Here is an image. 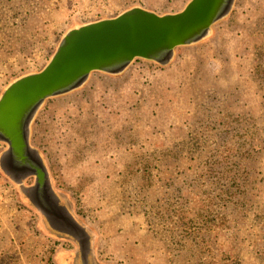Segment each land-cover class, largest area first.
<instances>
[{"label": "rangeland", "instance_id": "374dc122", "mask_svg": "<svg viewBox=\"0 0 264 264\" xmlns=\"http://www.w3.org/2000/svg\"><path fill=\"white\" fill-rule=\"evenodd\" d=\"M188 1L0 0V98L13 81L40 71L69 30L133 8L177 13ZM228 15L212 27L213 39L177 48L165 68L142 59L121 74L130 79L125 93L102 109L116 128L111 159L94 164L84 144H68L67 158L32 144L42 150L53 198V189L65 194L90 229L93 242L78 241L90 256H65L76 246L41 228V191L24 189L34 178L18 182L12 162L9 170L0 164V261L264 264V0H235ZM6 100L12 103V91L0 101V128L9 123ZM10 146L0 139L2 159ZM47 220L56 232L69 230Z\"/></svg>", "mask_w": 264, "mask_h": 264}, {"label": "water", "instance_id": "95a60500", "mask_svg": "<svg viewBox=\"0 0 264 264\" xmlns=\"http://www.w3.org/2000/svg\"><path fill=\"white\" fill-rule=\"evenodd\" d=\"M234 2L189 0L181 11L161 15L133 8L114 18L77 26L64 35L42 70L16 79L4 91L3 103L6 93L12 91V103L6 100L9 123L0 128V139L11 145L7 159L13 161L18 182L24 184L26 177L37 181L42 194L40 206L51 222H58V230L63 229L59 224L64 223V229L70 230L76 223L50 193L45 165L27 140L26 129L34 114L47 99L82 87L94 72L119 76L136 59L168 66L177 48L207 39L212 27L230 13ZM19 96H24L20 102ZM2 110L3 104L0 120Z\"/></svg>", "mask_w": 264, "mask_h": 264}, {"label": "crops", "instance_id": "0c3cea01", "mask_svg": "<svg viewBox=\"0 0 264 264\" xmlns=\"http://www.w3.org/2000/svg\"><path fill=\"white\" fill-rule=\"evenodd\" d=\"M44 66L40 69L42 70ZM124 74L116 76L95 72L90 75V78L82 87L61 96L49 98L51 100L50 105H48L49 99H47L34 114L31 124L26 129L28 139L30 140L32 135L35 138L33 141H29L30 145L33 146L34 143L41 144L44 146L42 149L45 151L61 150V155L64 157V154H67V158L69 157V149L66 148L68 144L74 147L72 150L77 149L75 146L84 144L90 155L87 158H90L92 162L94 161V164L99 157H102L103 160L111 159V153L115 151V148L110 146L115 143L114 140L111 143V134L115 135L116 128L107 126L103 121V117H106V115L110 119L111 117L108 113H102V109L103 105L111 104V99L121 96L122 92L125 93L123 87L129 85L130 79L125 78ZM52 120H56L58 124H53ZM43 121L46 126L45 129H42L41 126ZM53 126L59 129L56 135L53 133ZM95 135L98 139L88 141L90 137L95 138ZM105 135L108 136L107 140L102 138ZM105 143H108L109 146L106 147ZM78 149L84 148L81 146ZM113 161H116V154ZM80 166L84 167L85 165L80 164ZM82 173H84L83 169L75 172L77 177ZM105 179L111 180V175H106ZM95 181H98L97 178H95ZM26 243H30V240H27Z\"/></svg>", "mask_w": 264, "mask_h": 264}, {"label": "flooded vegetation", "instance_id": "af4514ba", "mask_svg": "<svg viewBox=\"0 0 264 264\" xmlns=\"http://www.w3.org/2000/svg\"><path fill=\"white\" fill-rule=\"evenodd\" d=\"M8 156V155H7ZM7 157H3V159L1 158V155H0V164L1 166H4L5 168H7L8 170L10 169V163L9 161H7L6 159ZM13 168V167H12ZM11 168V169H12ZM14 173H16L14 171ZM33 180V183L32 184H26L24 186H26L24 189H27L28 193L30 195L32 194H37L36 192H39L38 190L39 189V185L37 183V181L35 179H32ZM49 183V182H48ZM47 187H48V184H47ZM53 191V195L55 197V199L57 201H59L61 204L64 205V208L66 209V211L69 213L70 217L73 219V221L80 227V230H79V234L76 232H69V231H64V232H56L54 230V225L52 223H49L47 218H48V215H45V213L42 215L41 217V228L44 230V232H46L47 234H49V236L54 239L56 242H59L61 244H66L65 246H70L69 244L71 243H74L75 244V251H73L72 253H68L67 250H65L67 253L65 254V256H67L69 259L71 258H76L77 261L79 260L78 259V256H77V253L78 252H81V253H84L87 252V256H90V251L88 249L87 251V248H83V247H80L78 241L81 240L80 238L82 237L84 239V243H87V242H93L92 240V235H91V232H90V229L80 220V218L78 217V215L76 213L73 212L72 210V206H71V203L69 202L67 196L65 194H63L62 192H58L56 190H52ZM22 198H24V196L22 195ZM26 201L27 200H30V197H26ZM49 219V218H48ZM59 226L61 227L62 224H59ZM80 236V237H79ZM90 242V244H91ZM83 248V249H82ZM64 256V255H63ZM86 256V257H87ZM66 259V257H65ZM73 259V260H74ZM82 263V262H81ZM71 264H75V261L74 263L71 262Z\"/></svg>", "mask_w": 264, "mask_h": 264}, {"label": "trees", "instance_id": "16d2710c", "mask_svg": "<svg viewBox=\"0 0 264 264\" xmlns=\"http://www.w3.org/2000/svg\"><path fill=\"white\" fill-rule=\"evenodd\" d=\"M229 16V15H228ZM228 16H226V17H224V19H226ZM65 34V33H64ZM213 36H214V31H213V29H212V31H211V33L209 34V38H207V39H205V40H208V39H213ZM202 41H204V40H202ZM177 50V49H176ZM176 50H175V52H174V55H175V53H176ZM53 55V54H52ZM136 60H142V59H136ZM159 67H161V66H159ZM161 68H165V67H161ZM109 75H111V74H109ZM5 91V90H4ZM31 124V123H30ZM221 132H223V131H221ZM226 133V132H225ZM27 135V134H26ZM28 140V139H27ZM219 140L220 141H222V139L220 138V136H219ZM28 142H29V140H28ZM33 147V146H32ZM35 149V148H34ZM38 149H36V151H37ZM38 152V155H40V157L43 159V153H41V151L40 150H38L37 151ZM40 153V154H39ZM234 177H238L239 179H238V181H237V183L241 180V174H234L233 175ZM7 255H8V253H6ZM5 254V255H6ZM0 263H2V264H11V258H8L7 256H4V260L3 261H0Z\"/></svg>", "mask_w": 264, "mask_h": 264}, {"label": "bare ground", "instance_id": "6f19581e", "mask_svg": "<svg viewBox=\"0 0 264 264\" xmlns=\"http://www.w3.org/2000/svg\"><path fill=\"white\" fill-rule=\"evenodd\" d=\"M9 162H10V163H11V162L13 163L12 159H9Z\"/></svg>", "mask_w": 264, "mask_h": 264}]
</instances>
